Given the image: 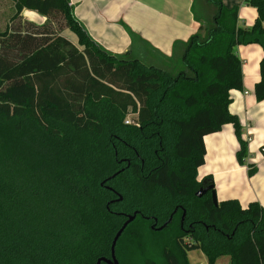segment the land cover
I'll return each mask as SVG.
<instances>
[{
	"label": "trees",
	"instance_id": "1",
	"mask_svg": "<svg viewBox=\"0 0 264 264\" xmlns=\"http://www.w3.org/2000/svg\"><path fill=\"white\" fill-rule=\"evenodd\" d=\"M9 1L13 14L0 31V264H95L109 258L114 235L135 212L116 244L118 264H132L135 250L120 252L126 237L141 264H158L149 235L164 264H186L192 251L206 264H264V210L256 202L215 207L211 196L195 197L205 136L231 125L236 159H246L239 121L228 112L230 92L242 89L234 48L262 49L254 96L263 101L264 0L244 1L257 13L249 29L237 26L238 8L200 0L214 15L184 45L173 74L129 52H106L69 0ZM128 116L132 125L124 124ZM177 206L187 208V232L173 227L179 217L151 229Z\"/></svg>",
	"mask_w": 264,
	"mask_h": 264
},
{
	"label": "crops",
	"instance_id": "2",
	"mask_svg": "<svg viewBox=\"0 0 264 264\" xmlns=\"http://www.w3.org/2000/svg\"><path fill=\"white\" fill-rule=\"evenodd\" d=\"M69 1L75 18L106 52H129L131 58L168 73L182 67L184 45L205 22L200 0ZM244 1L222 0V5L238 8L237 26L249 29L257 13ZM205 5L213 17L214 8ZM62 36L77 46L74 34L64 30ZM234 51L241 63L242 89L230 92L228 112L239 121L246 159L238 163L239 144L233 127L224 125L203 138L204 163L197 170V181H211L218 203L236 200L244 209L256 202L264 210V100L258 102L254 96L263 52L258 45L236 46Z\"/></svg>",
	"mask_w": 264,
	"mask_h": 264
},
{
	"label": "rangeland",
	"instance_id": "3",
	"mask_svg": "<svg viewBox=\"0 0 264 264\" xmlns=\"http://www.w3.org/2000/svg\"><path fill=\"white\" fill-rule=\"evenodd\" d=\"M200 4L201 5L199 7V10L204 9V14H203L202 18L205 22H203L202 25L203 26L205 25V27H207L211 23L212 12H211V9H209L210 7H208L207 5H205L203 3H200ZM12 14H13V7H12L11 2L9 0H0V31H2L9 24L8 21H9V18L12 16ZM63 32H64V30L62 31V33ZM171 74H173V73H171ZM130 118H132V117L128 116L126 118V120H128L130 122V120H129ZM178 226H179V221L173 227L177 228ZM153 237L154 236L150 237V235H149L147 237V240L145 241V242L151 244V246H152V248H149L150 252H148V255L152 256L154 254L153 259L158 264H164L163 259L160 255L159 251H158V246L154 243L155 241L158 240V238L157 237L153 238ZM120 246H121L120 252L122 253L121 255H124V254L126 255L127 253L129 254L131 249H134L135 251H133V255L131 256L132 257V260H131L132 264H141L143 257H142V254H139L137 252L136 243H134L131 239H128L126 237V238H124V240L122 241ZM124 247H125V250H124V252H122V249ZM148 255H146V258H149ZM121 257H123V256H121ZM119 259H121V258H119ZM206 263H207V260L201 251H192V252L187 253V255H186V264H206ZM216 264H229V258H219L216 261Z\"/></svg>",
	"mask_w": 264,
	"mask_h": 264
},
{
	"label": "water",
	"instance_id": "4",
	"mask_svg": "<svg viewBox=\"0 0 264 264\" xmlns=\"http://www.w3.org/2000/svg\"><path fill=\"white\" fill-rule=\"evenodd\" d=\"M117 174H115V176ZM115 176H112L111 178H113ZM102 185H103V183L101 184V186ZM202 185H203V187H201L195 193V197L198 199L202 198L204 195H206L208 192H210L211 189L213 188V185H212L210 180H204L202 182ZM121 199L122 198L120 196H118V198L116 199V202H120ZM211 200H212L213 205L215 207H217L218 202L216 200V195L214 193V190L211 191ZM111 203H113V202H111ZM136 216H137V212L133 213L132 215H126L125 216V221L123 222L122 226L116 232V234L114 235V237L112 239V242L110 245L109 258H105V257L98 258L95 264H118V260L116 259V254H115L116 244H117L119 238L121 237V235L123 234V232L125 231V229L128 227V225L131 224L135 220ZM171 220H172V218L170 217V219L165 224H163L161 227L157 228V231H161L163 228H165L171 222Z\"/></svg>",
	"mask_w": 264,
	"mask_h": 264
},
{
	"label": "flooded vegetation",
	"instance_id": "5",
	"mask_svg": "<svg viewBox=\"0 0 264 264\" xmlns=\"http://www.w3.org/2000/svg\"><path fill=\"white\" fill-rule=\"evenodd\" d=\"M127 166H129V164H127ZM204 181V180H203ZM202 181V182H203ZM201 182V183H202ZM201 187H203V185L201 186ZM200 187V188H201ZM211 196V192H208L206 195H204L202 198H200L199 200H203L204 198H207V196ZM198 199V198H197ZM116 200H114V201H112V202H115ZM170 217L172 218V220H171V222L168 224V225H170L174 220H176V218H178L179 217V225H180V228L183 230L184 228H183V225H184V222H185V219L187 218V208H183L182 206H177V207H175L174 209H173V211L171 212V214H170V216H169V218H168V220L170 219ZM167 220V221H168ZM166 221V222H167ZM165 222V223H166ZM164 223V224H165ZM167 225V226H168ZM162 226V225H161ZM160 226V227H161ZM166 226V227H167ZM188 227H190V226H188ZM153 228V230H156L157 231V228H159V227H157V221L156 220H154V224H153V226H151V229ZM164 229V228H163ZM183 231H185V232H187V230H183Z\"/></svg>",
	"mask_w": 264,
	"mask_h": 264
},
{
	"label": "built area",
	"instance_id": "6",
	"mask_svg": "<svg viewBox=\"0 0 264 264\" xmlns=\"http://www.w3.org/2000/svg\"><path fill=\"white\" fill-rule=\"evenodd\" d=\"M245 95H246V93H245ZM129 120H130V119H129ZM124 124H125V125H129V124L132 125L133 123H132L131 121L129 122L128 120H126V121L124 122Z\"/></svg>",
	"mask_w": 264,
	"mask_h": 264
}]
</instances>
